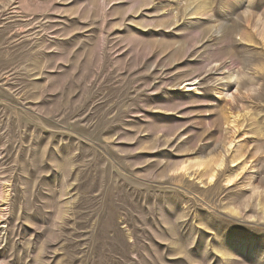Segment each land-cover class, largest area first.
Returning a JSON list of instances; mask_svg holds the SVG:
<instances>
[{"label":"rangeland","instance_id":"obj_1","mask_svg":"<svg viewBox=\"0 0 264 264\" xmlns=\"http://www.w3.org/2000/svg\"><path fill=\"white\" fill-rule=\"evenodd\" d=\"M0 264H264V0H0Z\"/></svg>","mask_w":264,"mask_h":264},{"label":"bare ground","instance_id":"obj_2","mask_svg":"<svg viewBox=\"0 0 264 264\" xmlns=\"http://www.w3.org/2000/svg\"><path fill=\"white\" fill-rule=\"evenodd\" d=\"M13 1H14V0H13ZM222 165H223V162H221V163L219 164V167H221ZM214 176H215V174H213L211 178H213ZM228 182H231V180L228 179Z\"/></svg>","mask_w":264,"mask_h":264}]
</instances>
